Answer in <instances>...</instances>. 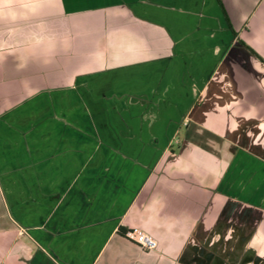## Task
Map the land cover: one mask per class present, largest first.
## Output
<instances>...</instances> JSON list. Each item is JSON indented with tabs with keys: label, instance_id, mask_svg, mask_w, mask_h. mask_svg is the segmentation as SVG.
Instances as JSON below:
<instances>
[{
	"label": "crops",
	"instance_id": "1",
	"mask_svg": "<svg viewBox=\"0 0 264 264\" xmlns=\"http://www.w3.org/2000/svg\"><path fill=\"white\" fill-rule=\"evenodd\" d=\"M0 264H264V0H0Z\"/></svg>",
	"mask_w": 264,
	"mask_h": 264
},
{
	"label": "built area",
	"instance_id": "2",
	"mask_svg": "<svg viewBox=\"0 0 264 264\" xmlns=\"http://www.w3.org/2000/svg\"><path fill=\"white\" fill-rule=\"evenodd\" d=\"M123 235L126 239L132 241L143 249L148 250L157 247V240L143 231L132 229L125 231Z\"/></svg>",
	"mask_w": 264,
	"mask_h": 264
},
{
	"label": "trees",
	"instance_id": "3",
	"mask_svg": "<svg viewBox=\"0 0 264 264\" xmlns=\"http://www.w3.org/2000/svg\"><path fill=\"white\" fill-rule=\"evenodd\" d=\"M242 44L244 45V43H242ZM124 232H125L124 230H120V233L121 234H124Z\"/></svg>",
	"mask_w": 264,
	"mask_h": 264
}]
</instances>
